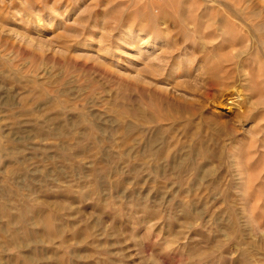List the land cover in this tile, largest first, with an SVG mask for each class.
<instances>
[{
  "label": "rangeland",
  "instance_id": "374dc122",
  "mask_svg": "<svg viewBox=\"0 0 264 264\" xmlns=\"http://www.w3.org/2000/svg\"><path fill=\"white\" fill-rule=\"evenodd\" d=\"M0 264H264V0H0Z\"/></svg>",
  "mask_w": 264,
  "mask_h": 264
},
{
  "label": "built area",
  "instance_id": "2783aa9c",
  "mask_svg": "<svg viewBox=\"0 0 264 264\" xmlns=\"http://www.w3.org/2000/svg\"><path fill=\"white\" fill-rule=\"evenodd\" d=\"M154 1H161V0H154Z\"/></svg>",
  "mask_w": 264,
  "mask_h": 264
}]
</instances>
